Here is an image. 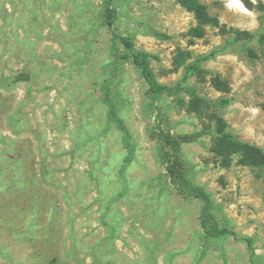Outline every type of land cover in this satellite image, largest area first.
Masks as SVG:
<instances>
[{"label":"rangeland","instance_id":"rangeland-1","mask_svg":"<svg viewBox=\"0 0 264 264\" xmlns=\"http://www.w3.org/2000/svg\"><path fill=\"white\" fill-rule=\"evenodd\" d=\"M201 2L205 17L114 0L118 32L182 84L152 101L106 0H0V264H252L245 241L203 232L195 186L264 256V167L214 135L223 117L264 148V56L244 38L264 0Z\"/></svg>","mask_w":264,"mask_h":264},{"label":"trees","instance_id":"trees-1","mask_svg":"<svg viewBox=\"0 0 264 264\" xmlns=\"http://www.w3.org/2000/svg\"><path fill=\"white\" fill-rule=\"evenodd\" d=\"M181 2H183V4L190 10L197 12L198 15L205 17V7L201 0H181ZM104 16L107 25L112 30V38L115 45H121L123 47V58L129 59L144 78L147 84V96L152 101H156L166 93L172 94L177 91V88L180 87V83L177 86H171L161 82L149 63L148 53L137 49L131 36L118 32L116 28L117 8L115 7L114 0H106ZM244 38L247 40L248 53L252 58H261L264 56V32L256 34L246 31L244 33ZM211 54L214 55L215 52H212ZM209 56L210 55L202 57L201 61L209 59ZM199 62L200 61H197L187 67L183 77L185 82L188 81L191 71L197 72L199 70ZM180 88H182V84ZM228 102L229 100L226 99L223 101V104L226 105ZM214 135L218 138L222 146H226L232 152L240 154L243 163L257 167H264V148L255 143L239 138L228 128V122L223 117H218ZM193 192L203 203L201 217V228L203 232L215 237L233 235L236 238L245 241L250 252L252 264H264V256L257 253L254 237H240L228 223L221 222L217 218L216 213L218 212L219 207L216 205L211 193L200 186L193 187Z\"/></svg>","mask_w":264,"mask_h":264},{"label":"bare ground","instance_id":"bare-ground-1","mask_svg":"<svg viewBox=\"0 0 264 264\" xmlns=\"http://www.w3.org/2000/svg\"><path fill=\"white\" fill-rule=\"evenodd\" d=\"M240 3V1H238Z\"/></svg>","mask_w":264,"mask_h":264}]
</instances>
